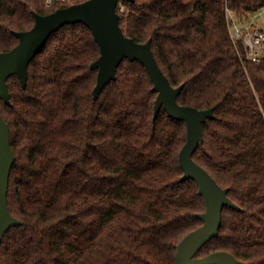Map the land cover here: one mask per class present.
<instances>
[{"label": "trees", "instance_id": "trees-1", "mask_svg": "<svg viewBox=\"0 0 264 264\" xmlns=\"http://www.w3.org/2000/svg\"><path fill=\"white\" fill-rule=\"evenodd\" d=\"M85 0H0V53L13 32ZM264 0L120 1L124 35L151 49L180 105L213 108L193 160L238 209L224 207L218 235L196 257L225 251L264 264V59H246L228 26ZM236 18V19H235ZM239 19V20H238ZM100 49L91 30L68 24L51 34L28 65L27 84L8 78L0 100L15 155L8 184L10 228L0 264H175L180 241L203 222L197 184L183 179L179 152L186 125L161 108L139 61L124 59L93 98Z\"/></svg>", "mask_w": 264, "mask_h": 264}, {"label": "water", "instance_id": "water-1", "mask_svg": "<svg viewBox=\"0 0 264 264\" xmlns=\"http://www.w3.org/2000/svg\"><path fill=\"white\" fill-rule=\"evenodd\" d=\"M120 1L122 0H85L47 15L34 13V26L27 31H14L13 35L19 40L18 44L9 51L0 53V100L10 104L8 78L16 75L25 87L29 63L43 49L51 34L68 24L81 23L88 27L99 46L100 56L90 66L91 69L97 70L94 99L98 98L110 81L115 80L117 67L124 59L139 61L147 70L153 82V91L157 93L154 118L163 108L171 118L183 121L186 125V142L179 152V164L184 173L183 179H191L197 184L205 202V211L197 215L203 224L180 241L175 254V264H243L225 251L196 257L201 247L218 235L223 208L238 209L227 197V189L221 188L211 175L193 160V154L202 141V124L213 117V108L199 110L177 102L183 86L172 87L157 64L151 41L137 43L126 37L120 28L119 15L116 12ZM9 131L0 113V245L8 230L21 224L11 215L7 202L9 176L15 162Z\"/></svg>", "mask_w": 264, "mask_h": 264}, {"label": "built area", "instance_id": "built-area-1", "mask_svg": "<svg viewBox=\"0 0 264 264\" xmlns=\"http://www.w3.org/2000/svg\"><path fill=\"white\" fill-rule=\"evenodd\" d=\"M45 8L52 6L54 2H67L69 0H41ZM231 17V21L228 18V26L230 30V36L233 44L238 47L239 44L245 49L246 59L259 63L264 59V29L253 28L248 26L241 28L236 24L232 15L227 12V16ZM230 22V23H229Z\"/></svg>", "mask_w": 264, "mask_h": 264}, {"label": "rangeland", "instance_id": "rangeland-1", "mask_svg": "<svg viewBox=\"0 0 264 264\" xmlns=\"http://www.w3.org/2000/svg\"><path fill=\"white\" fill-rule=\"evenodd\" d=\"M228 18H229V14H228ZM229 20L231 21V17L229 18ZM240 21H241L239 22L240 25L237 23L236 24L239 25L241 28L252 26L253 28H257V29H261V30L264 29V8H262L261 10H259L258 12L254 14L247 16L244 19H240Z\"/></svg>", "mask_w": 264, "mask_h": 264}]
</instances>
